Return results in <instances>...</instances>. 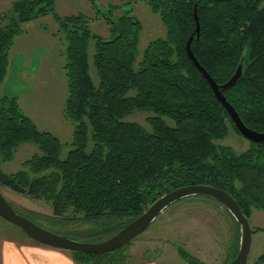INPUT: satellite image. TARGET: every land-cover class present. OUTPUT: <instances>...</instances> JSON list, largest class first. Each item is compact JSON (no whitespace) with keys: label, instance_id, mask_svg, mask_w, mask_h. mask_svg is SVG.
<instances>
[{"label":"trees","instance_id":"obj_1","mask_svg":"<svg viewBox=\"0 0 264 264\" xmlns=\"http://www.w3.org/2000/svg\"><path fill=\"white\" fill-rule=\"evenodd\" d=\"M146 2L166 32L146 43L140 59V23L133 16L110 20L111 35L105 37L91 29L85 13H57L54 0H13L9 13L0 11V160H10L20 141L37 147L21 168L0 166V187L49 201L51 213L20 210L9 202L76 239L110 236L183 184L224 189L248 218L252 206L264 208V140L248 139L240 151L220 142L231 130L241 133L185 48L195 28V6L200 31L190 41L193 54L217 83L227 80L242 59L241 75L221 92L247 126L264 130V0ZM48 12L65 43L63 110L73 131L64 156L65 143L37 127L20 108L17 94L3 91L20 23ZM91 41L97 82L89 69ZM136 110L151 112L148 127L125 118ZM233 219L235 233L223 264L239 246V224ZM129 243L108 251L69 252L77 264H132L124 251ZM177 251L189 264H205L181 246ZM255 264H264V251Z\"/></svg>","mask_w":264,"mask_h":264},{"label":"rangeland","instance_id":"obj_2","mask_svg":"<svg viewBox=\"0 0 264 264\" xmlns=\"http://www.w3.org/2000/svg\"><path fill=\"white\" fill-rule=\"evenodd\" d=\"M12 1L0 0V11L9 13ZM134 1L125 4L122 0H95L97 3L95 4L91 0H54V9L61 15L84 12L89 16V25L94 32L108 35V24L103 21L105 19L100 13L96 12V7L99 6L107 12L108 5L112 3L122 5L117 8L118 11L132 6L131 13L140 23L137 43L139 54L137 59H140L146 43L157 36H164L166 28L160 15L149 7L146 0ZM20 26L22 30L14 37L10 47V61L3 91L17 94L20 108L31 117L37 127L51 131L65 143L61 151V155L64 156L70 147L73 131V121L63 110L67 96L64 40L57 32V22L50 12L22 21ZM92 53L93 41L88 48L89 69L94 81L97 82L95 68L92 65ZM149 114L151 112L148 110H136L125 118L148 127L146 117ZM220 142L230 144L237 151L249 145L248 138L235 130H231ZM90 144L89 141L88 147ZM34 151H37L36 144L31 141H20L13 150L12 158L6 161L1 159L0 166L5 171L17 170L22 167V161ZM0 188L5 197L20 210L25 208L44 213L52 211L50 202L44 198L20 194L6 186ZM27 217L46 228L55 227L42 218L29 215ZM249 221L251 227H256V230L252 233L251 247L245 264H255L257 256L264 251V208L252 206ZM235 228L233 217L220 201L208 195H188L167 205L143 231L130 240L124 251L128 253L132 264L155 258H163L161 264H189L177 252V246H181L203 260L205 264H223ZM10 241L16 243L20 250L18 251L20 264L71 262L70 252L65 248L50 246L45 255L36 253L31 256L27 245H49L32 240L19 226L0 217V245L5 242L11 244ZM33 252H36L35 249ZM43 256H47L49 261H41ZM3 259L1 252L0 264ZM72 264L77 263L73 261Z\"/></svg>","mask_w":264,"mask_h":264},{"label":"water","instance_id":"obj_3","mask_svg":"<svg viewBox=\"0 0 264 264\" xmlns=\"http://www.w3.org/2000/svg\"><path fill=\"white\" fill-rule=\"evenodd\" d=\"M193 10L195 28L189 35L185 44L188 56L206 78L217 98L225 106L240 133L250 140L263 141L264 130H256L247 126L234 106L221 92L222 88L233 85L241 75L243 67L242 59L239 60L234 72L227 80L217 83L193 54L190 48V41L193 35L198 37L200 31V24L195 6ZM192 194H205L217 199L233 215L239 224V246L236 255L227 264H245L250 251L253 233L249 218L241 211L238 203L230 193L211 184H183L163 193L152 201L139 215L132 218L110 236L101 240H80L40 225L26 215L20 213L5 197L1 188L0 216L19 226L30 238L52 247L65 248L68 250L78 249L89 252L108 251L125 244L137 236L171 202Z\"/></svg>","mask_w":264,"mask_h":264},{"label":"crops","instance_id":"obj_4","mask_svg":"<svg viewBox=\"0 0 264 264\" xmlns=\"http://www.w3.org/2000/svg\"><path fill=\"white\" fill-rule=\"evenodd\" d=\"M10 242H11V244L5 242L6 244L3 243L0 245V251L2 252V256H4V259L2 260V264H20V263H18V258H20V252H18V251H20V250L17 247L16 243H14L13 241H10ZM27 247H29V248H27L28 253L32 256L36 253H39V254L43 253L45 255L48 247H50V246L27 245ZM33 249H35V251H36L35 253L33 252ZM1 252H0V254H1ZM162 259H160V258L148 259V260H144V261H141V262L135 263V264H161V263H163ZM41 261H49V258L47 256H43ZM70 261L71 262L69 264H72V262L74 261L72 259L71 255H70Z\"/></svg>","mask_w":264,"mask_h":264},{"label":"flooded vegetation","instance_id":"obj_5","mask_svg":"<svg viewBox=\"0 0 264 264\" xmlns=\"http://www.w3.org/2000/svg\"><path fill=\"white\" fill-rule=\"evenodd\" d=\"M93 3H95V0H91ZM134 1V0H122L123 3L125 4H131V2ZM135 2V1H134ZM147 3V2H146ZM97 4V3H95ZM148 4V3H147ZM149 5V4H148ZM96 6V5H95ZM98 6V5H97ZM109 7L107 8V12H105L104 10H102L99 6L96 7V12L97 13H100V15L105 19L103 21L106 22V24H108V35H102V36H105V37H109L111 35V22L110 20H116L118 19L119 17H121L122 15H126V16H133L134 18H136L138 20V18L132 14V6H129V7H126V8H122L121 11H118L117 8H120L122 7V5L120 3H112V4H109L108 5ZM150 7V6H149ZM117 10V11H116ZM101 11V12H100ZM78 12H81V11H78ZM76 12V13H78ZM118 13V14H115V13ZM84 13V12H82ZM86 14V13H85ZM53 15V14H52ZM87 15V14H86ZM54 17V16H53ZM111 17V18H110ZM55 19V18H54ZM56 21V20H55ZM139 21V20H138ZM57 22V21H56ZM53 34H54V31H52ZM100 34V33H99ZM101 35V34H100ZM29 65H30V61H29ZM28 65V66H29ZM23 68V67H22Z\"/></svg>","mask_w":264,"mask_h":264}]
</instances>
